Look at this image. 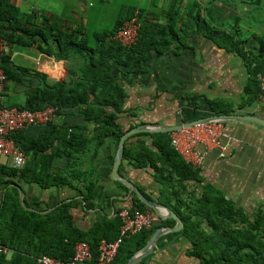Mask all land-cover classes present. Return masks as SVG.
<instances>
[{"label":"trees","instance_id":"16d2710c","mask_svg":"<svg viewBox=\"0 0 264 264\" xmlns=\"http://www.w3.org/2000/svg\"><path fill=\"white\" fill-rule=\"evenodd\" d=\"M191 1L196 5L186 8L185 16L179 8L170 11L163 20L156 12L140 11L137 41L125 47L114 39V34L134 16L136 8L120 15L113 28L89 36L82 25L65 27L46 15L36 21L37 11L22 18L13 2L0 0V35L9 44L36 45L43 53L76 62L70 69L69 81L50 82L44 72L17 66L9 55L1 58L7 82L29 88L18 107L35 110L54 104L60 110V117H65L59 123L44 125L46 128L36 137L15 138L27 155L23 167L0 165V245L8 248L0 264H38L37 259L43 254L69 260L78 241H88L96 252L102 238L118 237L121 225L118 211L112 216L104 215L89 229H82L74 225L71 213L78 201L61 202L50 211L41 212V208L33 207L26 198L21 200L18 185L27 183L47 189L65 187L75 181L83 184L85 199L93 198L96 182L91 180L94 173L84 167L89 162L87 154L93 150L91 158L97 155L108 138L113 137L118 146L121 136L140 124L133 122L129 129H124V115L137 116L135 108L127 107L124 80L127 76L146 73L154 52L165 53L174 43L187 47L191 32L198 30L215 45L239 56L247 70L242 98L236 105L226 97L205 95L202 96L207 103L205 110L184 115L181 121L211 112L233 114L238 108L259 103L258 75L264 74V34L254 33L253 45L246 49V40L239 37V30L233 32V28H226L225 24V27L216 26L202 15L197 1ZM243 1L257 5L262 2ZM112 64L117 65V72ZM197 96L195 93L186 95L188 99ZM147 135L153 138L151 145L146 140L130 144L134 136ZM57 155L65 158L63 166L53 163ZM123 160L133 161L137 167L150 165L155 169L156 180L161 183L157 200L171 207L185 225L182 231L165 236H185L189 241L187 252L197 258L199 264H264V209L259 206L249 211L213 183H204L200 169L175 149L171 132H140L130 136L125 142ZM131 208L151 210L156 219L150 229L128 237L129 242L126 238L111 264H127L156 229L176 223L174 218L161 220L136 195ZM165 236L158 239L159 247L166 245L162 242ZM148 257L137 264H145Z\"/></svg>","mask_w":264,"mask_h":264},{"label":"crops","instance_id":"0c3cea01","mask_svg":"<svg viewBox=\"0 0 264 264\" xmlns=\"http://www.w3.org/2000/svg\"><path fill=\"white\" fill-rule=\"evenodd\" d=\"M10 1L18 7L22 18L34 11L21 12L20 7L25 0ZM51 1V3L44 1L46 8L41 7V12L37 11L36 21H39L41 15H46L59 20L62 25L69 28L83 26L84 22H87L86 16H89L90 12L87 0ZM184 1L186 0H162V4L157 6L156 0H148L147 9L141 7L127 9L136 8L139 12L153 11L160 14L163 20L176 8L181 9V14L185 16L186 8L196 5L192 1V5L187 6ZM205 1L202 15L209 18L210 22L225 24L226 28L230 29L235 28L230 22L238 25L242 20V11L248 9L246 6L242 11L239 10L240 4H248L243 0ZM63 3L65 8L61 10L60 5ZM248 41L249 44L245 45L246 49H250L253 45V35ZM7 55L17 66L46 73L50 82L69 81L70 69L76 63L70 59H60L43 53L36 45L21 46L8 43L3 56ZM233 55L215 45L198 30L191 32L189 46L178 47L177 43H174L165 53L154 52L146 73L136 77L127 76L124 80L128 91L127 107L135 108L137 114V116L124 115L122 118L124 129H129L130 123L133 122L152 123L160 127L177 124L184 115H194L205 110L207 103L202 97L205 95L211 98L222 95L230 99L234 94L242 95L247 80V70L242 60L237 61ZM112 66L115 71L117 65L112 64ZM6 88L4 101L6 94L11 92L21 100L20 103L24 102L29 89L24 84L12 82H7ZM188 93H195L198 96L196 99H188L186 97ZM20 103L10 104L5 101L4 104ZM235 114H256L264 117V108L257 102L242 109L238 108ZM64 117L65 115L54 122L59 123ZM224 125L223 142L226 148L206 150L203 164L199 167L203 182L213 183L227 197L249 211L259 206L264 209V127L239 120L225 121ZM45 128L46 126L28 127L22 134L16 133L14 138L36 137ZM140 140H146L151 145L153 138L149 135L134 136L130 144ZM117 148L112 137L98 149L97 155L91 158L93 150L87 154L89 164L86 163L84 167L94 173L91 180L96 182L93 198L85 199L82 192L83 184L75 181L72 185L47 189L22 183L24 198L33 207L41 208V212H48L61 202L78 201L71 208V213L74 225L82 229H89L104 215L112 216L122 207H131L136 194L130 193L128 186L111 177ZM53 163L56 166H63L65 158L57 155ZM0 165L12 166L11 159L1 160ZM118 172L120 176L135 183L144 195L145 193L150 195L152 200H157L159 197L161 183L156 180L155 169L152 166L137 167L133 161L122 158ZM162 242L166 245L159 247L157 240L145 264H199L197 258L188 254L189 241L185 236L181 234L165 236Z\"/></svg>","mask_w":264,"mask_h":264},{"label":"built area","instance_id":"2783aa9c","mask_svg":"<svg viewBox=\"0 0 264 264\" xmlns=\"http://www.w3.org/2000/svg\"><path fill=\"white\" fill-rule=\"evenodd\" d=\"M139 13L136 10L134 16L126 20L114 34V39L125 47H130L137 41L140 29ZM7 44V40L0 35V62ZM258 77L261 87L259 104L264 108V74L260 73ZM6 86L7 74L0 65V161L3 158H10L12 166L21 168L26 162L27 155L16 143L14 135L30 126H44L56 121L60 117V110L54 104L35 110L5 105ZM224 129V121L196 123L171 131L172 143L187 162L199 168L205 159L206 150L226 148L223 142ZM117 215L121 219L118 237L113 240L102 238L96 252L88 241L81 240L75 243L74 254L69 260L43 254L38 257V264H111L124 240L144 229H150L156 219L151 210L131 207L120 208ZM7 252L8 248L0 245V258Z\"/></svg>","mask_w":264,"mask_h":264},{"label":"rangeland","instance_id":"374dc122","mask_svg":"<svg viewBox=\"0 0 264 264\" xmlns=\"http://www.w3.org/2000/svg\"><path fill=\"white\" fill-rule=\"evenodd\" d=\"M44 1L45 0H25L23 5L20 7V10L21 12L32 10L41 12V7H43L44 9L46 8ZM47 1L48 3L52 2L51 0ZM184 2L187 6L192 5L191 0H186ZM205 3V0H200L198 2L201 8L204 7ZM161 4L162 0H156L157 6H160ZM87 6L90 12L89 16H86L87 22L85 21L83 26L85 27V32L89 36H92V33H94L95 31H104L111 29L115 24L117 18L120 15H124L128 7H141L142 9H147L149 7L148 0H87ZM246 6L248 7V9L242 11V9H244ZM60 7L61 10H63L65 8V4H61ZM152 8H154V6ZM239 10L242 11L243 14L242 20L238 25H236V28H231V31L235 32L236 29L239 30V37H241V39L243 40H246V45L249 44L248 40L254 33L264 34V0H262L259 5L251 3L247 5L240 4ZM214 24L219 27H225V25L219 24L218 22H214ZM230 25L233 27L235 24L230 22ZM233 58H235L237 61H239L240 59L239 56L235 54L233 55ZM218 96V99L225 98L222 95ZM230 97L231 99H228L230 101L235 102L236 105L239 102L238 99H240V97L242 98V95L234 94ZM5 101L10 104L21 102V100L15 97L14 94L11 92L6 94ZM5 159L6 158H3L2 160ZM129 241H131V238L127 239V242Z\"/></svg>","mask_w":264,"mask_h":264},{"label":"water","instance_id":"95a60500","mask_svg":"<svg viewBox=\"0 0 264 264\" xmlns=\"http://www.w3.org/2000/svg\"><path fill=\"white\" fill-rule=\"evenodd\" d=\"M231 120H239V121H246L252 122L264 127V117L256 114H219L211 112L208 115H204L202 117H197L195 119H188L181 121L177 124L160 127L156 124L152 123H144L139 124L129 130H127L120 138L118 143L117 152L114 158V165L111 171V177L115 180L121 181L130 189V193H135L149 208L154 210L157 216L161 220H166L169 218H174L176 220L175 225H162L148 238L146 244L138 249L128 260L127 264H137L140 260L147 257L154 249L157 240L164 234L169 232H179L184 229V221L183 219L169 206L162 204L157 200L149 199L145 196L140 189L133 183L131 180L124 178L119 175V168L123 158L125 142L126 140L140 132H171L173 130L181 129L183 127H188L194 125L196 123H203V122H210V121H231ZM20 191V198L24 200V192L20 185H18Z\"/></svg>","mask_w":264,"mask_h":264}]
</instances>
